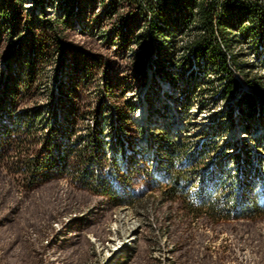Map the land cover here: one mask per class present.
<instances>
[{"label": "trees", "instance_id": "obj_1", "mask_svg": "<svg viewBox=\"0 0 264 264\" xmlns=\"http://www.w3.org/2000/svg\"><path fill=\"white\" fill-rule=\"evenodd\" d=\"M30 1L33 7L27 6L29 0H0V42L4 39L3 35H7L6 38L10 40H13L16 34L20 38L12 47V59L0 74V176L12 178L15 175L12 161H8V155L13 152L18 156H15V160L20 163L18 175H15L18 176L19 182L15 186L23 192L51 181L70 179L71 188L66 193L68 206L63 208L60 202L47 203L44 209L46 223H51L56 217L64 220L74 194L79 195L80 199L96 196L110 200L116 205L121 204L124 198L107 175L108 168L117 165L118 138L113 137V147L106 141L101 104L94 112H90L93 121L88 125V129L86 131L78 129L79 122L87 118L84 116L85 111L81 110L80 96L76 94L78 89L70 86L72 87L70 91L68 83L60 80L55 81L51 117L47 122L41 121L40 129H36L35 124L40 119L37 118L39 110L33 111L29 117L26 112L22 114L17 112L19 105L34 90L35 78L46 62L53 61L55 64L57 56L62 54L63 64L72 67V75L75 77L89 76L91 66L93 68L101 66L102 61L97 55L69 43V32L86 31L114 45L117 56L137 59L133 67L136 70L138 84L144 85L147 81V63H151L156 72L170 76L181 73L182 70L184 74L186 70L187 75L196 81L195 87H198L200 81H204L209 74L214 73L221 84L220 95L224 99L237 96L240 106L238 114L243 125L252 121L259 112L262 114L261 102L254 94L264 101V81L261 80L264 77L253 73L264 65L240 61L235 47L246 42L248 38L257 40L255 46L249 49L250 52L256 46L263 47L264 5L249 1L241 3L228 1L221 5L219 2L211 3L207 0ZM51 8L53 13L50 12ZM247 21L252 25L244 27V30L242 29L244 34L240 37L236 33L237 28ZM103 26L106 29H101ZM187 30L189 42L186 47H180L179 36L184 35ZM229 56L232 62H229ZM16 58L23 62L24 67H29L28 75L20 74L19 67L17 68L18 65L14 62ZM237 74L247 84V91L237 79ZM217 75L220 77L217 78ZM104 86L112 96L119 85L107 76ZM64 97H73L74 100L65 107V113L61 117L59 106L63 104ZM189 97L188 92L185 98ZM136 110L137 105H134L132 113L125 115V121L120 120L122 125L119 127L124 129L125 138L130 137L129 131L134 125L138 126L135 121ZM38 130H41V135H38ZM159 132L158 135L162 134L163 138H166V153L169 158L167 171L169 174H166L169 184L164 193L169 199L181 202L185 213H195L196 209L194 200L188 199L181 190L186 184L195 188L192 197L202 198L204 201L202 206L205 208L207 203L208 207L204 213L208 217L212 218L225 212L221 207L223 201L228 205L230 213L241 212L248 215L255 214L261 209L255 197L247 196L246 191L241 194L242 207L239 206V200L228 193L219 190L214 192L215 194L207 193L205 178L199 173L202 170L200 167L202 156L198 155L188 168L177 167L176 159L185 148L186 142L175 140L162 128ZM205 137L206 146L198 151L201 155L209 147L219 148L216 139L217 137L222 139V135L216 130L205 134ZM240 153H245L250 159L255 154L246 146ZM4 157H7V160H4ZM119 175L128 189L137 190L135 185L139 180L142 181L141 186L144 189L146 184L151 182V166L147 158L134 159L125 172L119 171ZM219 181L220 184H216L215 187H224L223 181ZM242 182L240 187L243 185ZM251 188V184L247 185L248 190ZM85 193L88 196H85ZM34 210H36L34 205L28 209L30 213ZM0 223L1 261L10 253L13 244L29 230L30 225L29 221L20 222L1 209ZM34 229L38 237L35 242L29 244L36 247V244H40L38 241L41 238L42 225L36 222ZM77 238L79 237L74 235L73 239ZM84 238L89 242L87 235H84ZM47 244L48 242L42 243L41 250L44 253L50 251ZM18 257L20 260L30 262L27 264H34V260L37 259L27 248L19 251Z\"/></svg>", "mask_w": 264, "mask_h": 264}, {"label": "rangeland", "instance_id": "obj_2", "mask_svg": "<svg viewBox=\"0 0 264 264\" xmlns=\"http://www.w3.org/2000/svg\"><path fill=\"white\" fill-rule=\"evenodd\" d=\"M101 29L106 28L103 26ZM3 37L0 42V74L12 59V47L20 40L18 34L13 36V40L6 38L7 35ZM68 40L70 44L97 55L102 61L101 66H91L89 76L81 75L78 78L72 75L70 65L63 64L62 54L57 56L55 64L53 61L46 62L35 78L34 90L19 105L17 112H26L29 117L33 111L39 110L37 118L40 119L35 124L36 129H40L41 121L47 122L51 117L55 81L60 80L68 83L70 91L74 86L78 89L76 94L81 99V110L85 111L84 116L87 117L79 122L78 129H88L93 121L90 112H94L101 104L106 141L113 147V137L118 138L117 165L110 166L107 175L124 198L121 204L116 205L96 196L80 199L79 195L74 194L64 220L56 217L51 223H46L44 209L47 203L60 202L63 208L68 206L66 193L71 188V181L62 178L23 192L15 186L19 182L18 176H15L18 175L19 162L15 160L17 155L12 152L8 155V161H12L15 175L12 178L0 176V209L20 222L29 221L30 226L0 264L30 263L18 259V252L26 248L32 256L37 257L34 264H264V150L250 159L245 153L237 152L232 144L217 137L219 148L209 147L203 155L198 152L206 146L207 141L202 129L215 123L218 114L226 109L227 103L214 104L202 111L193 107L190 124L187 123L188 119L177 116L180 106L176 104L169 105L168 109L164 106L163 110L162 105L157 103V109L153 108V113L160 120L158 124L168 126L171 122L174 125L179 122V126L191 128L192 136L188 139L185 137L188 141L176 159L177 167L188 168L191 161L198 155L202 156V170L199 173L205 178L207 193L215 194L217 190L228 193L235 196L242 207L241 194L246 191L247 196L255 197L261 209L248 215L241 212L230 213L228 205L223 201L221 207L225 212L211 218L204 213L207 203L206 208L202 206V198L192 197L195 188L184 184L181 190L188 199H193L196 203L195 213H185L181 202L169 199L164 193L169 184L166 176L169 174V158L166 153V138L162 134H156L159 126L146 125L145 128L143 125H134L128 138L124 136V129L119 127L122 125L120 120L125 121V115L132 113L134 105L140 101L144 104L149 92L140 87L143 84H138L133 67L137 59L117 56L114 45L86 31H71ZM14 62L22 76L28 75L29 67H24L18 58ZM257 73L263 72L254 71L253 74ZM107 76L119 85L112 96L104 86ZM80 80L83 81L79 82ZM163 88L160 89L163 97L160 100L166 103L167 90ZM63 100V104L59 106L61 117L65 113V107L74 98L64 97ZM221 118L229 119L224 115ZM227 127H230L227 138L236 133L237 143L248 141L246 137L240 140L243 136L239 135L236 126L229 124ZM41 133L38 130V135ZM185 134L187 133H182L183 137ZM142 157L147 158L150 163L151 182L143 189L142 181L139 180L135 185L137 190H130L124 185L119 171L125 172L134 159ZM219 180L223 181L224 187H215L220 184ZM241 181L243 185L240 187ZM249 184L252 185L251 190L247 189ZM31 205L36 209L32 213L28 211ZM36 222L42 225V229L38 241L40 244L34 247L29 243L35 242L38 237L34 229ZM74 235L79 238L73 239ZM84 235H87L89 242H86ZM47 242L50 251L44 253L41 250L42 243Z\"/></svg>", "mask_w": 264, "mask_h": 264}, {"label": "bare ground", "instance_id": "obj_3", "mask_svg": "<svg viewBox=\"0 0 264 264\" xmlns=\"http://www.w3.org/2000/svg\"><path fill=\"white\" fill-rule=\"evenodd\" d=\"M228 1H234V2L241 3L244 1H248V0H226V1L219 2V4L222 5L223 3H226ZM207 2L212 3V1L210 0H207ZM27 6L33 7V4L30 0ZM50 10H51L50 12H52V8ZM251 25L252 24L250 22L248 21L245 22L243 26H241L239 29L237 28V31H236L237 35L241 37L244 34L243 28L250 27ZM187 33H188V30L184 33V35L179 36L180 37L179 44H180V39L183 42V46L181 47H184V46L186 47L187 43L189 42V36L188 37L186 36ZM256 42H257L256 39L248 38L246 42L236 45L235 52L239 53L238 58L240 61L248 62L251 64L259 63V65L263 66L264 65V45L263 47L256 46L254 50H252L251 52L249 51L250 48H253L255 46ZM240 49H244L245 51L242 52L240 51ZM180 53L184 54L183 52H180ZM184 55H189V53L187 54L185 53ZM179 57L181 56L179 55ZM230 59L231 57L229 56L228 60L229 62H232L230 61ZM146 71H147L146 74H147L148 80L141 87L144 90L146 89L149 90V92L146 95V100L144 98V100L146 101V102L144 101V104L141 101L137 103L135 121L138 123V125H143L146 128V125L150 127V126H154L157 124L156 126H159V129H157L156 134H158L159 130L162 128L164 129V132H168L169 135L175 140L187 142L188 140H185V137H187L188 139L190 138L189 136H192L191 128L179 126V122H177V124L175 123V125L171 122L168 126L163 125V124H158L160 123V120L159 118L154 116V113H153L154 109L156 108V104L158 103L162 105L163 110L165 109L164 106L168 109L169 105L171 104H173L174 106L175 104L177 106H180L179 107L180 113L175 111L177 116L179 118L188 119L187 123L190 124L191 121H189V119L192 116L191 109L193 107L196 106V108H198L197 110L202 111V110L209 109L211 105H214V104L217 105L221 102H224V103H227L226 109L221 112L222 114H218V118L215 120V123H212L211 125L206 126L204 127V129H202L203 134L208 135L215 130L218 131L222 135V140L224 139L225 143H230L233 145V147H236L237 152H240L241 150H243L245 146L250 147L251 152L255 154L264 150V101L261 99L260 96H258L257 94H254V96L257 97L258 100L261 102V107L263 108L262 114H260L261 112H259V115L254 117L252 121H248L247 125H243L239 118V114H238V107L240 106H238L239 104H238L237 96L224 99V97L220 95V91H222L221 84L216 79V74L214 73L209 74L208 77H206L204 81H200L198 87H195L194 84L196 83V81L192 79L191 77H189V75H187L188 72L186 70L183 72L184 74H182V71H183L182 70L181 73L173 74L170 76V75L160 74L156 72L154 66L151 63H147ZM255 71L263 72L259 74L257 73V75L264 77V66L262 68H258ZM236 76H237V79L242 84L243 89L247 91L248 86L243 81V78L239 74H237ZM218 77H220V75H217V78ZM261 80L264 81V79H261ZM162 87H164L163 89L167 90L165 91V94L167 93L166 103L164 102V100H160V97H162L160 95V89ZM188 92L190 93V97L185 98V94ZM167 101L169 102V104ZM223 115L225 117H228L229 119H226V118L222 119L221 117ZM229 124L230 126H236V128H238V131L240 132L239 135L243 136L240 138V140L246 137L248 141L243 140L242 141L243 143H237L238 141L236 139L238 137L237 135H235L236 133H234L232 137L227 138L226 135L228 133V129L230 128V127H227V125ZM182 133H187V134H185L183 137ZM248 135H251V137H248Z\"/></svg>", "mask_w": 264, "mask_h": 264}, {"label": "built area", "instance_id": "obj_4", "mask_svg": "<svg viewBox=\"0 0 264 264\" xmlns=\"http://www.w3.org/2000/svg\"><path fill=\"white\" fill-rule=\"evenodd\" d=\"M142 2H145V1H147V0H141ZM210 1H212V3H214V2H221V1H226V0H210ZM249 2H257V3H259L260 5H264V0H248ZM230 2H234V1H230ZM181 46H183V42H182V40L180 39V47ZM167 180H169V178L167 179Z\"/></svg>", "mask_w": 264, "mask_h": 264}]
</instances>
